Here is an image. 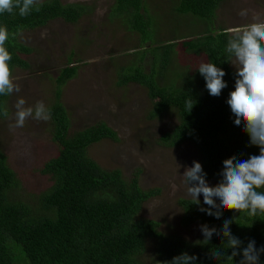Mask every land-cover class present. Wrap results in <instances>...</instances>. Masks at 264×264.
Listing matches in <instances>:
<instances>
[{
    "label": "trees",
    "instance_id": "trees-1",
    "mask_svg": "<svg viewBox=\"0 0 264 264\" xmlns=\"http://www.w3.org/2000/svg\"><path fill=\"white\" fill-rule=\"evenodd\" d=\"M226 0H179L176 12L191 14L208 24L214 22L216 11ZM113 14L120 17L129 30L138 32L144 43H152L151 19L144 12L143 0H115ZM86 12L82 4H64L60 0H43L40 11L30 15L0 14V26H7L10 37L5 47L12 55V70L28 68L21 57L31 49L20 41V34L46 26L54 20L76 23ZM237 32L220 29L182 42L189 53L207 57L226 72L228 87L219 97L206 89V81L197 70L194 73L177 72L168 77L173 66L176 43L154 46L144 55H152L151 68L142 66L124 69L118 84H138L147 90L153 103L151 117L164 116L171 111L178 115V124L160 138L167 147L193 143L201 154V165L207 181H220L223 161L236 156L248 159L259 155V148L250 145L243 125L234 124V116L226 103L229 93L235 91V72L226 61L227 42ZM153 45V44H151ZM78 66L69 63L56 78L57 93L49 107L54 126V142L60 147L57 157L48 161L44 173L51 176L53 185L39 197V208L13 201L12 189L17 185L14 171L6 155L0 151V264H144L140 256L146 251L149 239H155L157 259L153 264H165L182 253L198 257L195 264H239L242 250L254 240L257 250L264 247V216L248 217L235 210H225L218 220L201 212L209 206L191 199H180L185 226L199 223L222 232L225 220H230V231L242 241L240 256L233 261L214 260L213 249L231 255L225 238L214 234L208 244L205 237L195 242L180 238H166L159 231V223L140 219L145 202L160 194L159 189L144 190L140 186V172L125 180L120 170L102 168L89 154L88 149L103 140L118 141L117 132L104 122H98L71 133V121L61 102L62 88L78 73ZM192 97L195 106L186 111L185 101ZM7 97L0 96V108L7 104ZM0 117L4 118L2 113ZM264 264V254L260 256Z\"/></svg>",
    "mask_w": 264,
    "mask_h": 264
},
{
    "label": "rangeland",
    "instance_id": "rangeland-1",
    "mask_svg": "<svg viewBox=\"0 0 264 264\" xmlns=\"http://www.w3.org/2000/svg\"><path fill=\"white\" fill-rule=\"evenodd\" d=\"M60 1L82 4L86 12L76 23L58 19L20 34L21 43L31 49L29 54L21 55L29 66L13 70L21 91L8 96L9 116L0 117V151L6 155L18 182L12 189V200L39 208V197L53 185L51 176L44 173L45 165L61 149L54 142L51 120L28 119L24 127L10 130L9 124L15 122V103L24 98L27 106L43 101L49 108L58 92L56 78L62 68L73 63L78 66V73L61 93V102L71 121V133L98 122L113 128L118 141L96 143L88 149V154L102 168L120 170L125 180L141 171L142 189L160 190L158 196L144 203L139 218L158 222L159 231L166 238L177 237L186 242L202 238L199 223L183 225V210L179 205L180 199H191L181 176L186 167L193 166V161L201 163L199 150L190 142L178 147L163 145L160 138L178 124L177 113L151 117L153 103L147 90L138 84L121 86L118 76L124 69L135 66L149 72L152 55H144L145 51L168 43H176L168 77L172 79L177 72H196L201 63L207 62V57L189 53L182 42L208 31L225 29L235 33L244 29L254 21L251 12L248 17H241L242 9L254 11L264 21V0H226L220 4L212 24L176 12L179 0H143L144 12L152 23L149 32L152 43H144L138 32L130 31L113 14L115 0ZM231 68L236 71L233 65ZM208 183L215 186L219 182ZM199 200L203 203L202 194ZM157 245L155 239L147 240L146 251L140 256L144 264H153L157 259Z\"/></svg>",
    "mask_w": 264,
    "mask_h": 264
},
{
    "label": "clouds",
    "instance_id": "clouds-1",
    "mask_svg": "<svg viewBox=\"0 0 264 264\" xmlns=\"http://www.w3.org/2000/svg\"><path fill=\"white\" fill-rule=\"evenodd\" d=\"M43 0H0V14H18L28 16L33 10L40 11ZM252 13L253 23L239 30L235 36L228 40L226 46V61L236 69L235 91L229 93L226 103L234 116L237 127L243 125V131L250 138V145L259 148V155H252L248 159H239L233 156L223 161V170L219 174L221 179L215 186H210L201 163L193 161L192 167H186L183 173V184L187 188V195L199 205V197L203 195V203L208 208L201 207V212L220 219L223 211L235 210L248 217L264 216V21L250 9H242L241 17H248ZM46 35V34H42ZM10 33L7 26H0V96H12L21 91V85L13 75L9 64L12 55L5 47ZM206 81V89L213 97H219L222 90L228 87L224 81L226 72L217 67L215 63L203 62L198 69ZM195 101L190 96L185 101L186 111L191 112ZM4 117L9 116L7 107L0 108ZM15 122L9 124L10 130L24 127L26 120L49 121L52 118L51 109L43 101H38L34 106H27L24 98H19L15 103ZM173 190L176 185H172ZM218 201V202H217ZM232 221L225 220L222 232L216 228L201 226L205 239L203 244H208L213 235H222L231 255L218 249H213L212 258L216 261L226 260L231 262L240 256L239 249L242 241L233 236L230 231ZM264 254V247L256 248L254 240L249 241L242 250L243 258L239 264H260V256ZM198 257L182 253L165 264H195Z\"/></svg>",
    "mask_w": 264,
    "mask_h": 264
}]
</instances>
